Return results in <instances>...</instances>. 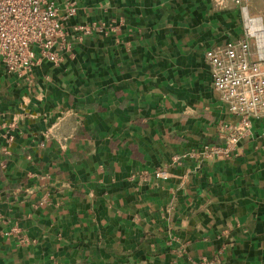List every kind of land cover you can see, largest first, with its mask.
Listing matches in <instances>:
<instances>
[{"label": "crops", "instance_id": "obj_1", "mask_svg": "<svg viewBox=\"0 0 264 264\" xmlns=\"http://www.w3.org/2000/svg\"><path fill=\"white\" fill-rule=\"evenodd\" d=\"M64 29L60 62L0 65V264H264V122L230 161L173 164L234 120L204 56L239 12L75 0Z\"/></svg>", "mask_w": 264, "mask_h": 264}, {"label": "built area", "instance_id": "obj_2", "mask_svg": "<svg viewBox=\"0 0 264 264\" xmlns=\"http://www.w3.org/2000/svg\"><path fill=\"white\" fill-rule=\"evenodd\" d=\"M212 3L220 11L237 10L242 21L240 37L213 46L204 56L219 103L234 120L216 125L219 144L193 148L174 157L173 164L188 157L230 161L252 138L253 121L264 122V0ZM74 10L75 0H0V65L5 73L25 78L39 58L60 62L66 49L64 24ZM101 29L102 25L77 28L84 34ZM155 176L166 179L168 170Z\"/></svg>", "mask_w": 264, "mask_h": 264}]
</instances>
